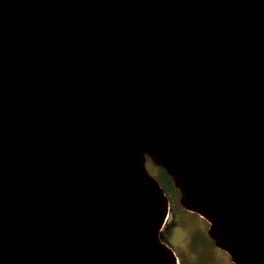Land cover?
<instances>
[{
	"label": "water",
	"instance_id": "95a60500",
	"mask_svg": "<svg viewBox=\"0 0 264 264\" xmlns=\"http://www.w3.org/2000/svg\"><path fill=\"white\" fill-rule=\"evenodd\" d=\"M148 160L264 264V0H0V264H180Z\"/></svg>",
	"mask_w": 264,
	"mask_h": 264
},
{
	"label": "rangeland",
	"instance_id": "374dc122",
	"mask_svg": "<svg viewBox=\"0 0 264 264\" xmlns=\"http://www.w3.org/2000/svg\"><path fill=\"white\" fill-rule=\"evenodd\" d=\"M147 166H148V169H150V172H152V167L148 163H147ZM172 213L173 212L171 210L169 219L163 230V237H164L165 242L168 243L174 249L176 255L178 256L180 264H183V260L185 259H187L185 260L186 264H199L197 261L198 258L196 257L195 254L192 253L191 248H190L191 234L194 231H197L196 230L197 227L199 228V226H197L198 225L197 222L202 223L203 220L205 221V223L201 226L205 227L204 230L206 232L209 228V223L205 219L201 218L198 214H195L192 212H189V213L195 214L196 216L188 217L183 212L181 213L179 212L178 214L179 219H177L176 217L177 215H173ZM212 254L214 255L213 256L214 259L213 261H210L209 264H234L231 261V258L229 257V255L226 252L218 249L217 247H214Z\"/></svg>",
	"mask_w": 264,
	"mask_h": 264
},
{
	"label": "trees",
	"instance_id": "16d2710c",
	"mask_svg": "<svg viewBox=\"0 0 264 264\" xmlns=\"http://www.w3.org/2000/svg\"><path fill=\"white\" fill-rule=\"evenodd\" d=\"M148 164L152 167L151 173L160 182L162 188L165 190L166 195L168 196V198L170 200V206H171V210L173 212L172 214L177 215L176 216L177 219H179L178 218L179 212L180 213L183 212L188 217L189 216H196L195 214H191L189 212H186L185 209L183 210V208L180 206V204H179L180 193L175 188L172 178L165 172V170L155 166L150 160H148ZM187 218H185V219H187ZM184 220H183V222H184ZM197 223H198L197 226H199V228L197 227V229H196L197 231H194L191 234L190 248H191L192 253L195 254L196 257L198 258L197 261L199 264H209L210 261H213V259H214L213 258L214 252L212 254V251H213L214 247H216V246H215L214 242L208 236L207 232L204 230L205 227L201 226L205 223V221L203 220L202 223L201 222H197ZM185 260H187V259H185ZM185 260H183V264H186Z\"/></svg>",
	"mask_w": 264,
	"mask_h": 264
}]
</instances>
